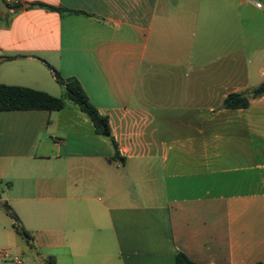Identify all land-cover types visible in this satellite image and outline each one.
<instances>
[{
    "label": "crops",
    "instance_id": "obj_1",
    "mask_svg": "<svg viewBox=\"0 0 264 264\" xmlns=\"http://www.w3.org/2000/svg\"><path fill=\"white\" fill-rule=\"evenodd\" d=\"M5 2L0 84L74 77L110 136L70 101L0 110V244L25 258L0 263H264V94L222 107L264 83V0Z\"/></svg>",
    "mask_w": 264,
    "mask_h": 264
},
{
    "label": "trees",
    "instance_id": "obj_2",
    "mask_svg": "<svg viewBox=\"0 0 264 264\" xmlns=\"http://www.w3.org/2000/svg\"><path fill=\"white\" fill-rule=\"evenodd\" d=\"M7 6L9 9L13 10L16 7L9 3H7ZM52 72L56 82L64 88L63 96H53L46 92L27 87L0 84V110H60L66 106L68 101H70L91 120L97 134L110 136L108 118L101 115L91 104L78 80L74 77L65 78L54 68H52ZM263 94L264 83L259 84L257 87L245 93H229L225 97L222 107L246 108L249 106L251 99L258 98ZM112 142L115 146L114 140H112ZM4 209L12 218L17 219L9 205L4 204ZM15 230L18 235L24 238L27 243L32 246V237L25 229L16 226ZM175 261L176 264H197L191 261L183 253H177ZM47 263L53 264L52 258L48 259Z\"/></svg>",
    "mask_w": 264,
    "mask_h": 264
},
{
    "label": "rangeland",
    "instance_id": "obj_3",
    "mask_svg": "<svg viewBox=\"0 0 264 264\" xmlns=\"http://www.w3.org/2000/svg\"><path fill=\"white\" fill-rule=\"evenodd\" d=\"M227 33L229 34V32H219V36H221V37H219V42H222L224 44L227 42ZM240 33H246V32H240ZM17 242H20V239H18ZM18 244H22V243H18ZM6 248L9 249L8 251L12 255V257L16 256V257H18L21 260L25 259L24 255L18 249L17 250L16 249L15 250L14 249H10L8 244H0V255H1V250H4ZM3 256H4V252H3ZM1 260L5 261V262L4 263H0V264H15L11 260H7V259H3V258Z\"/></svg>",
    "mask_w": 264,
    "mask_h": 264
},
{
    "label": "water",
    "instance_id": "obj_4",
    "mask_svg": "<svg viewBox=\"0 0 264 264\" xmlns=\"http://www.w3.org/2000/svg\"><path fill=\"white\" fill-rule=\"evenodd\" d=\"M8 11L9 9L5 0H0V14L5 16Z\"/></svg>",
    "mask_w": 264,
    "mask_h": 264
},
{
    "label": "built area",
    "instance_id": "obj_5",
    "mask_svg": "<svg viewBox=\"0 0 264 264\" xmlns=\"http://www.w3.org/2000/svg\"><path fill=\"white\" fill-rule=\"evenodd\" d=\"M4 256H7V252H4ZM14 260L16 261V262H19V259L18 258H14Z\"/></svg>",
    "mask_w": 264,
    "mask_h": 264
}]
</instances>
